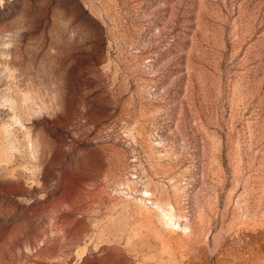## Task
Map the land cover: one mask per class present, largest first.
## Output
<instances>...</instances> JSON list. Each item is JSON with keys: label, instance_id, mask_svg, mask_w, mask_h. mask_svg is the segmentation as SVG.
Returning a JSON list of instances; mask_svg holds the SVG:
<instances>
[{"label": "rangeland", "instance_id": "obj_1", "mask_svg": "<svg viewBox=\"0 0 264 264\" xmlns=\"http://www.w3.org/2000/svg\"><path fill=\"white\" fill-rule=\"evenodd\" d=\"M0 264H264V0H0Z\"/></svg>", "mask_w": 264, "mask_h": 264}]
</instances>
